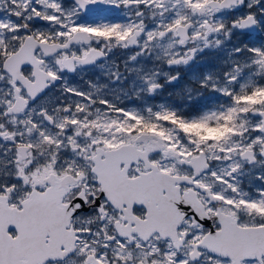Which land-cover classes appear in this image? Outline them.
<instances>
[{
	"label": "snow or ice",
	"instance_id": "1",
	"mask_svg": "<svg viewBox=\"0 0 264 264\" xmlns=\"http://www.w3.org/2000/svg\"><path fill=\"white\" fill-rule=\"evenodd\" d=\"M0 264H264V0H0Z\"/></svg>",
	"mask_w": 264,
	"mask_h": 264
},
{
	"label": "rangeland",
	"instance_id": "2",
	"mask_svg": "<svg viewBox=\"0 0 264 264\" xmlns=\"http://www.w3.org/2000/svg\"><path fill=\"white\" fill-rule=\"evenodd\" d=\"M166 99H167L166 96H165V97H158V98H157V101L160 102V101H164V100H166Z\"/></svg>",
	"mask_w": 264,
	"mask_h": 264
}]
</instances>
